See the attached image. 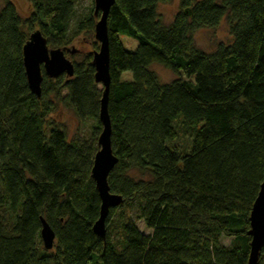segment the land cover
Segmentation results:
<instances>
[{
    "label": "trees",
    "instance_id": "obj_1",
    "mask_svg": "<svg viewBox=\"0 0 264 264\" xmlns=\"http://www.w3.org/2000/svg\"><path fill=\"white\" fill-rule=\"evenodd\" d=\"M28 1L26 16L12 0L0 4V264H248L249 213L264 180V0H180L169 23L157 9L169 0L114 1L107 111L116 163L107 177L122 202L108 209L102 238L91 177L100 13L94 4L79 13L78 0ZM223 19L230 41L200 49L195 32ZM38 29L50 48L90 45L72 59L71 77L42 71L39 97L22 59ZM152 64L176 77L161 81Z\"/></svg>",
    "mask_w": 264,
    "mask_h": 264
},
{
    "label": "water",
    "instance_id": "obj_2",
    "mask_svg": "<svg viewBox=\"0 0 264 264\" xmlns=\"http://www.w3.org/2000/svg\"><path fill=\"white\" fill-rule=\"evenodd\" d=\"M95 15L100 13L98 20L95 22L94 36L98 42L99 48L92 54V66L95 68V81L102 87L99 105V122L101 130L97 139L98 150L94 154V160L91 169V177L95 181V187L98 191L100 207L99 217L93 225V231L101 238L105 235L104 219L108 209L122 202L119 195L110 193L108 188V174L116 163V157L112 153L110 144L111 122L107 111L108 94H109V49L107 33V15L110 7L115 0H93ZM23 65L26 74V81L31 92L37 97L40 96V85L42 71L49 78H55L63 73L71 77L74 72L72 62L65 57L64 50L61 48L47 47L45 38L41 35L39 29L33 31L23 45ZM248 234L251 238L249 244L248 264H258L260 252L264 249V180L258 195L256 196L253 206L249 213ZM41 229L39 236L45 249H51L54 244L55 235L44 219H41Z\"/></svg>",
    "mask_w": 264,
    "mask_h": 264
},
{
    "label": "rangeland",
    "instance_id": "obj_3",
    "mask_svg": "<svg viewBox=\"0 0 264 264\" xmlns=\"http://www.w3.org/2000/svg\"><path fill=\"white\" fill-rule=\"evenodd\" d=\"M12 1L13 3L17 5V8L20 14L23 16H26L30 10L29 1L28 0H12ZM78 1H79L78 2V12L79 13L80 11H82L83 8H86L87 6H90V5L93 7V4H94L93 0H92V3L90 0H78ZM179 2L180 0H169V2L167 3H161L158 5L157 9L159 12V16L161 20H163L164 23H169L174 13H176L179 10L178 8ZM0 4H1V0H0ZM93 39L95 40V36L93 37ZM79 41L80 39L74 40L70 45H68L67 48L65 49L62 48L64 50L65 57H67L70 61H72V59L78 60L81 54L83 53V51L87 48H90V45H87V44L83 45V43H80ZM121 41L126 45V47H129L131 49H134L137 44L132 38H130L127 35L126 36L121 35ZM194 41L196 45L204 51L213 50L219 42H222L225 44L226 42H229L230 39H229V32L227 28L226 19L225 20L223 19L217 26H215V28H205L204 27L200 30H197L194 34ZM76 48H78L79 51L73 52L71 54L72 50L74 51V49ZM151 68L152 70H154V72L156 73V75L159 77L161 81L168 82V81L173 80V78L176 77V75H174L173 72L164 68L162 65L160 66V65L152 64ZM66 121L68 122L67 118H66ZM68 123L70 124V129L73 130L74 123H71V122H68ZM183 138L184 136L181 138V140ZM180 142H183V141H180ZM139 227L143 229V224L139 223ZM143 231L146 232L147 230L143 229ZM224 239H225L224 242L227 243L228 239L226 238Z\"/></svg>",
    "mask_w": 264,
    "mask_h": 264
}]
</instances>
